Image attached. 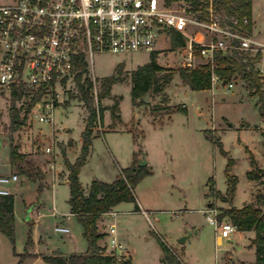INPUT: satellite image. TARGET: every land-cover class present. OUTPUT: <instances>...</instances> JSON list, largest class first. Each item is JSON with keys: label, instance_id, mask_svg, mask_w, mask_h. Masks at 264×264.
Instances as JSON below:
<instances>
[{"label": "rangeland", "instance_id": "374dc122", "mask_svg": "<svg viewBox=\"0 0 264 264\" xmlns=\"http://www.w3.org/2000/svg\"><path fill=\"white\" fill-rule=\"evenodd\" d=\"M14 1L0 0V5ZM252 13L257 32L254 38L259 34L264 40V0H252ZM253 19L251 15V29ZM180 28L188 37L200 42L207 40L199 27L183 24ZM156 48L162 50L155 55L156 64L162 68L157 74L156 85L162 90L150 93L149 102L142 101V105L137 106L131 102L132 73L148 64L152 54L93 55L92 69L103 118L93 127L89 155L79 171L80 183L84 189L93 181L112 183L132 167L135 155L139 161L144 154L147 160L145 171L150 173L134 187L133 194L153 228L142 213H125L134 209L130 202L121 203L120 214L114 220L119 242L130 251L132 264H160L162 252L157 238L175 253L182 264H248L255 258L253 248H248L251 236L234 232L229 242H218L215 228L208 224L204 211L213 208L219 217L230 208L228 204L215 200L210 193L211 185L216 191L225 193V169L229 159L233 161L230 174L238 180L232 207L256 204L257 193H264V185L246 179L250 164L245 148L252 153L260 168L264 166V115L259 112L258 96L239 75H234L229 82L233 85L229 92L223 84L209 91H191L178 75L183 70L182 48L171 51L166 40H161ZM260 50L244 56L248 59L261 55L254 71L264 90V52ZM241 56L232 57L242 65L246 57ZM202 66L207 65L197 58L195 68ZM85 68L82 80L88 78L93 82L89 61ZM168 75L172 77L166 81ZM105 82L106 85L112 84L105 89ZM182 105L187 108L186 114L167 115L168 109ZM10 106L9 97L0 95V175L18 176V182L8 187L14 197L15 242L12 245L5 240L6 243L22 253L31 233L34 242L42 238L43 249L48 254L70 252L71 242L76 250H83L85 241L79 224L71 217L69 220L61 217L67 215L69 198V188L62 181L67 175L63 155L70 163L79 157L80 136L89 117L88 110L79 100L76 86L71 83L59 91L58 103L51 112L53 123H40L39 111L32 109L25 126L12 133L9 129ZM15 106L22 116L28 103L17 102ZM207 133L220 139L227 156L206 138ZM11 139L13 145L19 147V153L44 173L41 183L21 176L9 163ZM32 207L31 220L26 221V212ZM53 207L58 215H51ZM105 218L103 216L98 222L100 232L106 235L102 246L106 252H113L121 264L128 260V255L119 254L107 246L109 234ZM223 219L229 220L227 217ZM56 227H65L69 233H58ZM188 234L190 237L180 245L178 240Z\"/></svg>", "mask_w": 264, "mask_h": 264}, {"label": "built area", "instance_id": "2783aa9c", "mask_svg": "<svg viewBox=\"0 0 264 264\" xmlns=\"http://www.w3.org/2000/svg\"><path fill=\"white\" fill-rule=\"evenodd\" d=\"M226 2L231 4V0ZM183 24L199 27L207 40L200 42L186 36L180 30ZM250 24L248 17L221 7L216 0H15L0 5V95L10 99L13 89L22 88L25 94L16 103L29 105L38 94L31 110L39 111L40 123H49L59 91L71 83L75 86L78 65L89 61L93 76L90 95L97 107L93 55L138 52L159 55L162 50L156 45L161 40L170 45L172 30L184 40L181 68L195 69L198 58L212 72L211 89L223 84L229 92L233 85L215 73V54L251 55L259 49L264 52V46L248 32ZM16 182V174L0 176V197L11 195L8 187ZM143 214L153 228L147 214ZM204 214L208 224L215 228L217 238L229 242L236 230L231 222L223 219L219 223L218 212L213 208H207ZM114 215L109 212L105 216ZM107 229L110 248L120 254L123 247L113 237L115 226ZM55 231L69 232L63 227H56ZM106 253L115 256L113 252Z\"/></svg>", "mask_w": 264, "mask_h": 264}, {"label": "trees", "instance_id": "16d2710c", "mask_svg": "<svg viewBox=\"0 0 264 264\" xmlns=\"http://www.w3.org/2000/svg\"><path fill=\"white\" fill-rule=\"evenodd\" d=\"M221 7H226L229 11H237L240 16H246L251 20V0H231L228 4L226 0H216ZM251 34V25L248 28ZM170 50L174 51L184 45L183 37L177 31H170ZM155 55L152 54L151 61L139 67L132 73V88H131V102L133 106L142 105L144 96L147 93H158L162 90L156 85V77L162 68L155 62ZM224 55L220 52L215 54V73L220 76L225 83H229L234 75H239L241 79L251 88L258 96L259 112L261 116L264 115V90L262 89V81L254 71V65L261 60V55L258 54L254 58L247 59L244 54L241 57H246L245 64L240 65L232 56ZM81 70V71H80ZM78 73L75 77V86L79 95V100L84 104L88 110L89 117L86 121L85 128L81 134V150L79 157L74 163H70L63 155L64 167L68 172L67 180L69 187V199L67 204L70 207V214L74 216L77 223L83 231V238L87 244V250L83 255H70L63 257L60 255L41 256L44 262L48 264H119L114 255L106 253V250L99 246V242L106 236L101 233L98 227V222L102 220L103 216L111 212L117 205L125 202L134 204V212H141L136 203L133 194L134 187L140 182L145 174L150 171L146 167L140 168L137 156L133 157L132 167L126 170L112 183H104L100 181H93L85 190L79 181V171L89 155L91 140L93 134V127L98 121L101 123L103 118V111L100 109L99 99L98 106L93 104L90 95L92 82L88 78L82 80L85 74V64L78 65ZM80 71V72H79ZM211 70L209 66H202L190 71L180 70L178 75L184 85L191 91L201 92L211 90ZM171 75L165 79L169 81ZM113 83V81H112ZM106 85L107 89L112 84ZM104 89V91H105ZM107 92L105 91V94ZM25 91L22 88H15L11 92V106L9 110L10 131L16 132L21 127L25 126L27 115L34 106L39 95H35L32 102L21 116L20 109L15 106L16 101H19ZM167 115L175 112L187 113L185 106H174L168 109ZM206 138L219 148L220 152L227 156L222 148L219 138H215L207 133ZM250 164V170L246 173V179L250 182H256L264 185V168H260L250 151L245 148ZM9 163L15 167L21 176L26 177L34 183H41L44 179V173L34 162L26 160L25 156L19 153V147L13 145L12 139L9 144L8 152ZM233 161L228 160V165L225 169L226 177V191L224 194L216 191L214 185L210 186V193L215 200H220L222 203L228 204L229 209L224 211L222 216L218 217L219 222L223 217H227L231 224L238 232H253L254 238L251 241L250 247L254 248L255 262L254 264H264V193L258 192L256 195V204H244L241 208L232 207V201L235 195L238 180L231 175V166ZM41 187V186H40ZM208 207L211 204L207 205ZM0 233L14 245L15 242V216H14V197L12 195L0 197ZM28 234L24 251L17 255L13 250L14 255L18 258L17 264H24L27 258H35L37 255L30 254V249L34 243L32 237ZM158 240L162 252V264H182L175 253L167 247L161 240ZM39 256V255H38ZM121 264H130L129 260Z\"/></svg>", "mask_w": 264, "mask_h": 264}, {"label": "crops", "instance_id": "0c3cea01", "mask_svg": "<svg viewBox=\"0 0 264 264\" xmlns=\"http://www.w3.org/2000/svg\"><path fill=\"white\" fill-rule=\"evenodd\" d=\"M251 15H252V19H253V13H252V0H251ZM251 33H252V37H253V39L257 42V43H259L260 45H262V46H264V40L261 38V37H259V34H258V38H254V35H255V33H257L256 31H255V25H254V19H253V27H252V29H251ZM52 123H53V115H52V121H51ZM83 125V124H82ZM84 128H85V126L83 125V130H84ZM83 132V131H82ZM82 134V133H81ZM80 141H81V136H80ZM264 167V166H263ZM263 167H261V168H263ZM66 170V169H65ZM66 172H67V170H66ZM7 175H9V174H7ZM0 176H2V175H0ZM67 176H68V172H67V175H66V177H65V179H63L62 181H64V183L65 184H67V186H68V180H67ZM54 178H57L58 179V177L57 176H54ZM59 180V179H58ZM79 181H80V174H79ZM89 187V186H88ZM69 188V187H68ZM85 190H87V189H85ZM69 199V198H68ZM68 201V200H67ZM121 204H119V205H117L116 207H114L112 210H111V212L113 213V214H115L113 217H106L107 218V226H110V225H114L115 226V235L113 236L114 237V239H115V241H116V243L117 244H120L122 247H123V252L124 253H126L127 255H128V260L130 261V264H132V259H131V256H130V251L126 248V245L125 244H121L120 242H119V238H118V232H117V230H116V225H115V223H114V220L119 216V214H120V212L118 211V208H119V206H120ZM67 207H68V211H67V215H60L61 217H66L68 220H69V218L71 217V218H73V219H75L74 218V216L73 215H71L70 214V207H69V205L67 204ZM241 208V207H240ZM32 209H33V207L32 208H30L27 212H26V218H25V220L26 221H30L31 220V218H30V213L32 212ZM238 209V208H237ZM140 210H141V212H134V209L130 212V211H128V212H125V213H127V214H143V213H145L146 214V212H145V210L140 206ZM51 215H58L57 214V210H56V208L55 207H53V214H51ZM144 215V214H143ZM14 216H15V209H14ZM105 216V215H104ZM27 218H29L28 220H27ZM105 218V219H106ZM76 220V219H75ZM80 226V225H79ZM63 228H65V227H63ZM81 228V227H80ZM67 229V228H66ZM81 232H82V236H83V231H82V228H81ZM235 232H238V231H236L235 230ZM69 233V232H68ZM241 233H247V234H249L251 237L249 238V242L251 241V240H253V238H254V233L253 232H241ZM1 234V233H0ZM3 235L1 234L0 235V264H17V262H18V258L14 255V253H13V249H12V247H11V245H8L7 243H6V241L5 240H7L8 241V239L6 238V237H2ZM4 238V239H3ZM40 239H41V241H40ZM40 239H38L36 242H34L33 241V243H34V247H33V252H31L30 254H32V255H37V257H35V258H27L25 261H24V264H48V263H46V262H44L43 261V259L41 258V256H54V255H60V256H63V257H68V256H70V255H83V254H85V252H86V250H87V244H86V241H85V248L83 249V250H76V248H74V244L71 242V245H72V247H71V250H70V252H68V253H61V252H52V253H50V254H48V252L47 251H45L44 249H43V242H42V238H40ZM84 239V238H83ZM110 240H111V237L110 236H108V247L110 248ZM217 241L218 242H220L221 240H219V239H217ZM103 243H102V241H100L99 242V246L100 247H102L103 248ZM25 247V246H24ZM248 248H252V247H250V245L248 244ZM23 251H24V248H23ZM253 251H254V248H253ZM15 253L17 254V255H20V254H22V253H19V252H16L15 251ZM39 255V256H38ZM254 256H255V254H254ZM162 258V257H161ZM254 262H255V258L252 260V261H250V262H248V264H254ZM160 264H162L161 263V259H160Z\"/></svg>", "mask_w": 264, "mask_h": 264}, {"label": "water", "instance_id": "95a60500", "mask_svg": "<svg viewBox=\"0 0 264 264\" xmlns=\"http://www.w3.org/2000/svg\"><path fill=\"white\" fill-rule=\"evenodd\" d=\"M149 95H150V93H147V94L144 96V98H143V102L146 103V104L149 102V100H148ZM146 166H147V160H146L144 154H142L141 159L139 160V167L143 168V167H146ZM28 219H29V218H27V220H28ZM189 237H190V234H188V235H186V236L180 238V239L178 240V243H179L180 245H183V244L185 243V241H186Z\"/></svg>", "mask_w": 264, "mask_h": 264}]
</instances>
